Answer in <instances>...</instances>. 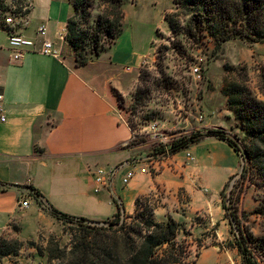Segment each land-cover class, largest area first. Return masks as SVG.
I'll return each instance as SVG.
<instances>
[{"label": "crops", "instance_id": "crops-1", "mask_svg": "<svg viewBox=\"0 0 264 264\" xmlns=\"http://www.w3.org/2000/svg\"><path fill=\"white\" fill-rule=\"evenodd\" d=\"M72 12L68 0H33L26 18L23 33L33 38L45 25L58 56L30 51L15 62L7 28L0 27V93L7 115L6 122H0V183L6 186L0 190V238L23 243L40 231V219L62 223L34 196H30L28 209H20V199L29 196L28 187L42 194L44 205L96 221L115 216V198L131 215L137 199L146 196L153 203L155 219L161 223L175 220L181 228L179 236L188 230L195 237L214 230L216 244L202 252L199 264L222 262L220 246L231 233L222 192L243 166L242 157L226 141L205 137L188 149L192 160L184 150L159 159L155 172H143V164L126 187L118 182L113 192H95L96 168L116 166L137 154L133 128L120 114L113 92L127 97L129 87L134 89L138 73L132 77L125 74L128 78L120 83L117 69H139L144 53L136 49L131 34L123 46L116 43L96 58L97 62L78 66L76 52L65 39ZM36 20L40 25L31 32ZM101 61L105 71L95 66ZM222 90L216 88L219 97L211 96L212 92L204 95L202 121L190 116L176 126L243 135Z\"/></svg>", "mask_w": 264, "mask_h": 264}, {"label": "trees", "instance_id": "trees-1", "mask_svg": "<svg viewBox=\"0 0 264 264\" xmlns=\"http://www.w3.org/2000/svg\"><path fill=\"white\" fill-rule=\"evenodd\" d=\"M0 1V9H7L5 0ZM68 1L73 12L67 20L65 39L76 52V64L86 66L111 49L122 36L126 22L125 2ZM173 3L175 10L165 15L173 41L171 46L159 48L161 61L164 60V51L172 47L183 54L189 63L194 61L192 55L195 51L209 48V44L213 45V52L218 55L225 43L238 37L264 43V0H173ZM20 5L22 8L23 3L20 2ZM186 42L188 46L184 45ZM261 76L260 92L264 96V69ZM139 81L141 83L142 74ZM140 83L134 94L136 102L142 99ZM222 92L228 98L229 108L234 112L238 109L235 112L238 125L247 134L243 142L246 144L243 150L245 156L241 154L237 142L223 129L182 134L173 141L170 154L187 150L205 137H217L226 141L243 158L238 192H232L228 197L224 190L223 206L230 221L231 234L235 236L234 243L242 257L241 264H260L255 255L263 253L256 243L258 238L241 221L237 207L232 209L230 205L241 200L254 179L264 181V100L249 96L244 87L230 83L228 77L224 79ZM157 151L158 154L163 153L161 149ZM31 190L37 202L57 220L63 224H78V228L73 229L70 247L55 243L48 248L49 264H53L54 259L59 264H196L192 260L191 245L187 240H179V224L173 219L166 223L158 222L154 217V206L146 196L137 199L136 211L131 215L126 214L120 201L115 198L118 207L115 216L96 221L71 216L53 206H46L40 198L42 194L33 188ZM260 211L257 208L253 212ZM22 247L23 243L17 239L0 238V259L18 256ZM195 256L198 257V254Z\"/></svg>", "mask_w": 264, "mask_h": 264}, {"label": "rangeland", "instance_id": "rangeland-1", "mask_svg": "<svg viewBox=\"0 0 264 264\" xmlns=\"http://www.w3.org/2000/svg\"><path fill=\"white\" fill-rule=\"evenodd\" d=\"M7 1L8 7L16 12L22 9L20 2L23 5L27 4V0ZM124 2L125 29L117 43L123 46V43L133 34L136 49L144 55L139 69L133 67L131 72L129 66L124 69H117V77H119L120 83H124V78H128L127 74L132 77L138 73L134 89L131 90L129 87L130 94L127 97H123L122 94H118L114 90L113 94L118 98L120 114L134 130L140 132L148 125L158 123L161 128L170 133H183L184 130H188L185 133L188 134L195 131L191 130L190 125L176 126V124L190 116L191 118H198L202 110L201 101L204 95L212 92L211 96L219 97V91L215 92L216 88H223L226 77L230 79V83L244 87L249 96L264 100V96L260 92L261 74L264 69V43H254L238 37L225 43L218 55L214 54L213 45L209 44V48H202L197 52L195 51L194 54L190 53L193 54L194 61L189 63L183 54L172 47L170 50L164 51V60L161 61L159 56L162 52L160 53L159 48L171 46L173 41V35L165 21L166 13L175 10L173 1L124 0ZM28 4L31 5L29 9L31 11L33 4L31 2ZM27 15L28 13L20 20L18 28L27 27ZM1 23L4 28L10 27L3 22ZM39 25L36 20L30 31L36 30ZM184 45L188 46L189 44L186 42ZM109 51L110 49L106 52ZM94 62L97 60L94 59ZM95 66L103 68L105 71V64L102 61L95 63ZM196 67L202 72L203 79L201 81L190 74V69ZM140 74H142L141 83L139 81ZM139 83L142 99L136 102L134 94ZM180 106H185L186 112L180 111ZM236 110L238 109L236 108ZM231 138L237 142L241 154L245 156L243 150L246 144L243 142L247 139V134L245 132L243 135L236 133L231 135ZM132 144L137 147L135 157L154 155L159 149V144L153 142L147 135H140L132 141ZM241 171L229 181L224 191L226 196L229 197L232 192H238V187L242 181ZM246 191L241 200L230 206L232 209L237 207L241 221L258 238L256 243L263 253H256L255 255L260 264H264V181L254 179L253 184ZM257 208L261 211L254 213L253 211ZM76 217L87 218L85 216ZM39 224L40 231L30 238H26L19 255L0 259V264H49L48 248L53 247L55 243H59L61 247H70L73 229L78 228L77 223L63 224L56 221L51 222L49 219H40ZM185 233L179 236V240L188 241L191 245L192 260L199 264L202 252L216 244V233L212 230L208 233L198 234L197 237L193 236L189 230ZM212 234L213 236H211ZM207 236L210 237L209 240L206 238ZM234 242L235 236L230 233L228 239L224 241L225 245L220 246L219 253L223 256L222 262L218 264L242 263V257ZM196 254L198 257L195 256ZM53 264H59L58 260L54 259Z\"/></svg>", "mask_w": 264, "mask_h": 264}, {"label": "built area", "instance_id": "built-area-1", "mask_svg": "<svg viewBox=\"0 0 264 264\" xmlns=\"http://www.w3.org/2000/svg\"><path fill=\"white\" fill-rule=\"evenodd\" d=\"M30 2L33 4V0H27V4L23 5L19 12H16L12 8L8 7V1L5 0L7 9H0V27H2L1 22L7 26H10L7 27V35L9 49L15 62L21 61L30 51H38L45 55L58 56V52L54 43L47 38V27L45 25L40 26L36 30L35 37L33 38L28 37L23 33V29L18 28L20 20L25 17L26 12H28L31 8V5L28 4ZM190 74L197 80L201 81L203 79L202 72L197 67L191 68ZM3 100L4 95L0 93V122H6L7 120ZM179 110L186 112L185 106H180ZM198 118L200 121L204 119L202 113H200ZM185 133L186 132L170 133L164 128H161L158 123L150 124L140 132L133 129L132 141L136 140L140 135H147L153 142H157L159 144V149H161L163 153L158 154V151H156L154 155L134 157L113 167L96 168L93 173L95 192L100 193L104 190L113 192L118 182L124 187L128 186L135 179L140 166L143 164L145 165V167L141 168L143 172L151 173L152 171H157L159 159L170 158L174 156L170 154L172 143L175 139ZM186 156L188 160L193 159V155L188 149L186 150ZM5 187L6 186L0 184V190L3 188L5 189ZM26 190L27 195L29 196L26 198L22 197L20 199V209H28L31 204L30 196H34V192H32L31 188L28 187Z\"/></svg>", "mask_w": 264, "mask_h": 264}]
</instances>
